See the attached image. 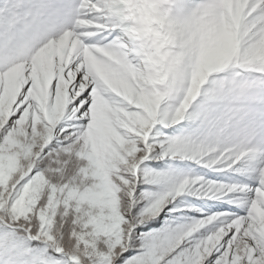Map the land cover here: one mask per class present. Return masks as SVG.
<instances>
[{
  "label": "snow or ice",
  "instance_id": "1",
  "mask_svg": "<svg viewBox=\"0 0 264 264\" xmlns=\"http://www.w3.org/2000/svg\"><path fill=\"white\" fill-rule=\"evenodd\" d=\"M0 264H264V0H0Z\"/></svg>",
  "mask_w": 264,
  "mask_h": 264
}]
</instances>
